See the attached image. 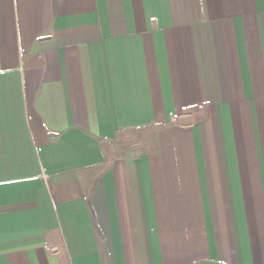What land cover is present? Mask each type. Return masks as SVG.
<instances>
[{
    "label": "crops",
    "instance_id": "0c3cea01",
    "mask_svg": "<svg viewBox=\"0 0 264 264\" xmlns=\"http://www.w3.org/2000/svg\"><path fill=\"white\" fill-rule=\"evenodd\" d=\"M0 264H264V0H0Z\"/></svg>",
    "mask_w": 264,
    "mask_h": 264
}]
</instances>
